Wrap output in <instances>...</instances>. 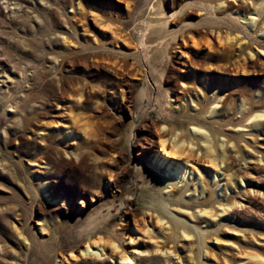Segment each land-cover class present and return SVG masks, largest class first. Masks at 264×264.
Returning a JSON list of instances; mask_svg holds the SVG:
<instances>
[{
	"label": "rangeland",
	"instance_id": "374dc122",
	"mask_svg": "<svg viewBox=\"0 0 264 264\" xmlns=\"http://www.w3.org/2000/svg\"><path fill=\"white\" fill-rule=\"evenodd\" d=\"M0 264H264V0H0Z\"/></svg>",
	"mask_w": 264,
	"mask_h": 264
},
{
	"label": "bare ground",
	"instance_id": "6f19581e",
	"mask_svg": "<svg viewBox=\"0 0 264 264\" xmlns=\"http://www.w3.org/2000/svg\"><path fill=\"white\" fill-rule=\"evenodd\" d=\"M162 145H164V140H162ZM193 170V166H185V167H183V168H181V169H177V170H179V172H178V174L179 175H184V174H186V171L187 170ZM127 258H129V257H127Z\"/></svg>",
	"mask_w": 264,
	"mask_h": 264
}]
</instances>
